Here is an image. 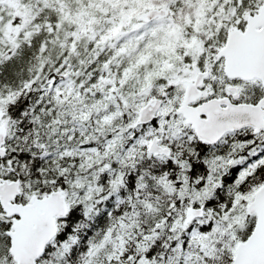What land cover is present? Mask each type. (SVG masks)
I'll use <instances>...</instances> for the list:
<instances>
[{"label":"snow or ice","instance_id":"snow-or-ice-1","mask_svg":"<svg viewBox=\"0 0 264 264\" xmlns=\"http://www.w3.org/2000/svg\"><path fill=\"white\" fill-rule=\"evenodd\" d=\"M0 264H264V0H0Z\"/></svg>","mask_w":264,"mask_h":264}]
</instances>
